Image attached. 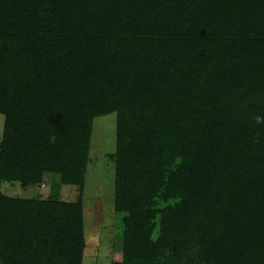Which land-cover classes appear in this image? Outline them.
<instances>
[{
	"label": "trees",
	"instance_id": "16d2710c",
	"mask_svg": "<svg viewBox=\"0 0 264 264\" xmlns=\"http://www.w3.org/2000/svg\"><path fill=\"white\" fill-rule=\"evenodd\" d=\"M110 112L111 264H264V0H0V264L83 263ZM46 165L74 200L1 190Z\"/></svg>",
	"mask_w": 264,
	"mask_h": 264
},
{
	"label": "rangeland",
	"instance_id": "374dc122",
	"mask_svg": "<svg viewBox=\"0 0 264 264\" xmlns=\"http://www.w3.org/2000/svg\"><path fill=\"white\" fill-rule=\"evenodd\" d=\"M3 114L0 113V139ZM115 112L93 118L89 159L82 189L85 249L82 264H111L122 255V227L113 208ZM41 181L23 186L5 181L1 190L10 195L74 200L78 186L62 183L58 172L46 165Z\"/></svg>",
	"mask_w": 264,
	"mask_h": 264
}]
</instances>
